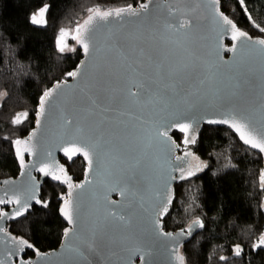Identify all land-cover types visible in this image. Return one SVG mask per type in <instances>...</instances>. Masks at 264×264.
<instances>
[{
  "label": "snow or ice",
  "instance_id": "snow-or-ice-1",
  "mask_svg": "<svg viewBox=\"0 0 264 264\" xmlns=\"http://www.w3.org/2000/svg\"><path fill=\"white\" fill-rule=\"evenodd\" d=\"M181 2L187 4L190 0H171V3L165 0L164 4L155 5L157 9H166L168 15L175 19V23L166 22L164 24V33L167 35H158L154 32L129 33L115 39L110 38V42L105 45L107 56L103 64L93 65L91 77L88 65L83 62L81 67L65 73L72 80H77L78 86L83 81L78 94L66 93L65 90L69 85L68 81L64 80L58 81L53 87L44 91L39 98L38 110L35 113L36 128L42 127V121L45 123L52 121L57 125L61 135L68 138L67 146L61 149L68 160L71 161L74 156L81 155L87 162L85 182L80 184H73L72 178L67 175L62 166L59 168L62 175L55 174L46 164L36 168L44 176H51L53 180L66 184L68 187L66 196H60L62 206L59 207L60 215L71 226L64 229L63 239L65 240L71 239L79 227L82 232L90 233L87 242L91 246L97 236L106 234L108 230L119 228L130 232L136 221L143 220L146 223L143 229V245L131 251L142 253L141 261L145 264H152L151 249L155 242L161 238L177 239L171 233L164 231L163 224V217L169 214V206L172 204L171 192L169 191L165 198L160 199H156L153 195L152 199L155 203L146 208L147 189L140 186L141 174L137 167L139 161L133 156L135 163H127L121 155L123 150L117 146L116 141L120 139L121 133L126 131L127 136L131 137L130 142L137 147L142 143L150 144L155 139L162 152L170 153L172 147H178V145L169 136V130L175 127L187 134L192 125L190 123H168L165 122L163 116L159 119H153V117L159 113L168 112L176 105L187 104L189 97L197 96V93L210 86L219 74L218 68L215 71L198 73L199 57L189 47L193 25L188 19L177 18L184 14L183 9L178 6ZM151 3L152 0H146L140 4L139 9L131 5L114 11L89 9L92 15L85 21L84 26L78 25L73 30L75 34L72 35V39L81 45L86 57L90 54L94 56L101 51L93 42L94 37L90 34L93 29L88 27L94 20H108L110 17L120 18L124 15L139 17L141 12L149 11ZM206 3L213 9V19L220 33H231V43L228 45L222 43L224 35L218 33L221 43L217 46V56L221 47L226 52L236 54L234 64H243L246 56L252 51L264 56V36L254 38L248 32L238 28L233 19L221 11V0H206ZM236 3L253 27L264 34V26L255 22L246 0H236ZM48 11L49 6L45 4L39 11L29 15V23L46 25ZM224 25L228 27L224 28ZM68 35L69 32L66 30H60L56 41L60 53H64L66 49L76 51L75 48H68L65 41ZM157 42L173 45L181 50L182 56L178 60L170 61L168 55L159 50ZM194 73H198V87L194 91H185L181 84ZM89 79L94 82L90 83ZM112 81L116 82V86L112 85ZM234 87H239V85L235 84ZM235 94L233 92V95ZM4 95L7 93H0V96ZM65 105L78 108V114H65ZM227 116L226 119L209 120L208 123L227 124L239 133L244 144L264 153V133L253 134L255 130L251 127L250 116L235 110L229 111ZM27 119L28 113L24 112L16 114L11 123L21 125ZM36 135V131H33L27 140L17 138L9 141L14 147L15 157L22 170L28 168L25 163V153L35 155L31 142ZM0 140H8V137L2 136ZM195 140V136L185 135L184 144L195 143ZM47 155L50 156L51 153ZM186 155H191V153H186ZM175 159L179 161L183 158L176 156ZM110 165H117L119 170V176L114 180L109 179L113 175ZM174 171H179L178 179L180 180L194 175L192 171L185 174V170L179 166L169 168L163 178L165 186L168 180L177 179L172 175ZM93 173L103 191L94 211H90L83 208L79 195L74 203L73 191L77 188L83 189L85 184H92L93 181L89 179V174ZM20 174L27 177L23 185L18 187L14 185L15 190L11 195L5 192L4 196H0V246L7 247L6 256L10 264H34L27 257L26 250H32L39 261H43L48 253L41 252L24 235L10 231L12 225L6 226V222L18 221L23 224L34 204L46 209L49 207V201L39 195V184L36 183L35 177H31L25 171H21ZM5 183L10 182L5 181ZM261 187H264V173L261 174ZM109 192H119L123 198L122 202L117 203L110 200ZM6 205H15V208L6 211L2 207ZM139 210H143L145 215H140ZM194 226L203 228L204 224L196 220L193 225L189 226L186 233L181 231L179 235L192 236ZM262 252H264V232L260 233L250 249L239 243L232 248V255L241 258L242 264H252L248 260L250 253L260 254ZM219 259L228 261L229 257L220 256ZM128 260L130 262L131 255ZM177 260L178 264H185L182 255L177 256ZM0 264H5V260L0 258Z\"/></svg>",
  "mask_w": 264,
  "mask_h": 264
},
{
  "label": "trees",
  "instance_id": "trees-1",
  "mask_svg": "<svg viewBox=\"0 0 264 264\" xmlns=\"http://www.w3.org/2000/svg\"><path fill=\"white\" fill-rule=\"evenodd\" d=\"M144 0H0V93H7L0 104V179L16 177L18 165L11 140L24 137L33 127L40 96L54 83L66 77L81 58L72 39L89 9L110 10L137 6ZM257 24L264 26V0H246ZM49 6L46 25H32L29 15ZM225 12L237 27L253 37L261 34L242 12L236 0H221ZM69 32L65 41L69 48L60 53L57 38L60 30ZM28 113L21 125H13L16 114ZM172 136L187 155L183 168L194 175L179 180L173 189L169 214L163 217L165 231L186 230L200 220L204 227L194 226L192 236L180 248L185 264H242L232 255L235 244L251 248L264 232V187H261L262 154L244 145L230 130L202 125L189 137L195 143L184 144V133L173 130ZM200 165H194L195 160ZM66 164L74 181L83 177L84 163L78 158ZM199 169V170H198ZM65 188L46 181L41 196L49 201L48 208L35 205L23 224L11 223V231L24 235L40 251L56 248L66 223L58 213L60 196ZM27 257L32 256L26 252ZM220 256L229 257L221 261ZM252 264H264V252L250 253Z\"/></svg>",
  "mask_w": 264,
  "mask_h": 264
},
{
  "label": "water",
  "instance_id": "water-1",
  "mask_svg": "<svg viewBox=\"0 0 264 264\" xmlns=\"http://www.w3.org/2000/svg\"><path fill=\"white\" fill-rule=\"evenodd\" d=\"M144 2H146V0H144L143 3ZM168 2L171 3V0H168ZM158 3L164 4L165 0H152V3L149 4V11L147 13L141 12L139 17L124 15L120 18L110 17L108 20H94L88 27L93 29L90 34L94 37L93 42L96 43V46L100 48L101 51L94 56L90 54L86 57L81 45L76 43V48L81 52V58L73 70L81 67L83 62L88 65V71L91 77L93 65L103 64L107 56L105 45L110 42V38L115 39L129 33L148 34L154 32L158 35H167L164 33V24L166 22L175 23V19L168 15L166 9H157L155 5ZM139 6L140 5L132 7L139 9ZM178 6L183 9L184 14L179 15L177 18L181 20L188 19L193 25L189 47L195 55L199 57L198 73L215 71L218 68L219 74L214 82L210 86L204 88L202 92L197 93V96L189 97L187 104L176 105L170 108L168 112L159 113L154 116L153 119H159L163 116L165 122L168 123H190L192 127L189 129V132L187 134L184 133V135L193 134L205 124L223 127L232 131L243 143L239 133L227 124L208 123L209 120L226 119L228 118L227 113L231 110H235L250 116L251 127L255 130L253 133L254 135L264 133V115H262V113H264V56H261L258 52L252 51L246 56L243 64H234V57L236 54L230 51L226 52L222 47L219 49V55L217 56V46L221 43L218 37L220 29L213 19V9L208 6L206 0H190L187 4L181 2ZM127 7L113 8L105 11H114ZM90 15H92V13L85 17L80 26L85 25V21ZM223 27L227 28L228 26L224 25ZM220 34L224 35V40L222 41L224 45L231 43L230 32ZM157 47L162 53L168 55L170 61L178 60L182 56L181 50L175 48L171 44L165 45L157 42ZM198 73H194L182 82L181 87H183L185 91H194L198 87ZM64 80H67L69 85L68 89L65 90L66 93L72 95L79 93V88L83 85V81H81L78 86L77 80H72L67 76L61 81ZM89 82L91 83L94 81L89 79ZM235 84H238L239 87H234ZM112 85L116 86V82L112 81ZM233 92L236 94L233 95ZM37 110L38 104L36 107V111ZM70 113L78 114V108H74L72 105H65V114ZM35 120L36 116L32 129L24 137L19 138L27 140L29 135L33 131H36L37 135L31 142L35 155H30L27 152L25 153V163L28 165V168L22 170L15 157L14 147L12 146V151L19 170L16 177L0 179V196H4L5 192L11 195L15 190L14 185L17 187L23 185L27 177L21 176V171H25L30 174L31 177L36 178V183L39 184L40 196L41 189L46 181L64 187L66 190L64 196H66L68 192L66 184L53 180L51 176L46 177L36 170V168L42 164L48 165L50 170L57 175H62L59 171V168L62 166L66 170L67 175L72 178L73 184L85 182L87 162L84 160L83 156L77 155L74 156L71 161L68 160L61 150L62 147L67 146L68 138L61 135L57 125L52 121H48L47 123L42 121V127L37 129ZM173 130L179 131V129L172 127L168 133L178 147H172L170 153L162 152L155 139H153L150 144L142 143L137 147L134 143L130 142L131 137L127 136L126 131L122 132L120 139L116 141L117 146L123 150L121 155L127 163H135L132 159L133 156L139 161L137 167L141 174L140 186L147 189L146 208L155 203L152 199L153 195L156 196V199L165 198L169 191L173 195L174 186L180 180L178 179L180 175L179 171L172 172V175L176 176L177 179L168 180L167 186H165L163 178L169 168H176L177 166L184 168L186 165L187 155L180 153L181 147L172 136ZM246 146L250 147L249 145ZM254 150L259 151L258 149ZM49 152L51 153L50 156L47 155ZM261 154L263 158L262 174L264 173V153ZM176 156H180L183 159L178 161L175 159ZM78 158L83 161L85 167L83 170V177L79 181H74L73 177L68 172L66 164L63 163L61 159L71 164ZM166 160L167 163H165ZM33 165H35V167H33ZM120 167H123V165H120ZM110 170L113 172V175L109 177V179L114 180L118 178L119 170L117 165H110ZM89 179H91L93 183L90 185L85 184L83 189H74L73 198L75 203L76 197L79 195L83 208L85 210L94 211L103 190L94 173L89 174ZM5 181H9L10 183H5ZM108 197L110 200H114L117 203H121L123 200L119 192H109ZM60 206H62V202H60L59 207ZM2 207H4L6 211H9L15 208V205H6ZM32 209H30L29 213ZM139 211L140 215H145L143 210ZM59 216L66 223V227H71L60 213ZM14 222L16 221H7L6 226ZM145 227L146 223L143 220H138L134 223L130 232L120 230L119 228L110 229L106 234L97 236L94 242L91 243V246H89L87 242L90 233L82 232L78 227L76 234H74L71 239L65 240L63 239V230L61 241L56 248L44 252L41 251L43 253H48L43 261H39L32 250H26V252L28 251L33 254L28 258H30L34 264H145L140 258L142 253L131 251V249L143 245V229ZM187 230L188 228L178 231L164 230L165 232L171 233L172 236L177 239L171 240L161 238L157 240L151 249L152 264H178L177 256L181 255L180 248L189 239L188 236H180L179 234L181 231L186 233ZM7 250V247L0 246V258L5 260V264H10L6 256ZM129 255H131L130 262L128 260Z\"/></svg>",
  "mask_w": 264,
  "mask_h": 264
},
{
  "label": "rangeland",
  "instance_id": "rangeland-1",
  "mask_svg": "<svg viewBox=\"0 0 264 264\" xmlns=\"http://www.w3.org/2000/svg\"><path fill=\"white\" fill-rule=\"evenodd\" d=\"M117 8H120V7H117ZM98 10H99V9H98ZM100 11H101V10H100ZM104 11H105V10H104ZM84 19H85V16L81 18V21L83 22ZM75 46H76V43H75ZM68 48H69V47H68ZM66 50H67V49H66ZM3 93H4V92H3ZM4 96H5V95H4ZM4 96H0V104H1L2 100L4 99ZM194 162H195L194 165H197V164L200 165L199 160L196 159ZM84 166H85V165H84Z\"/></svg>",
  "mask_w": 264,
  "mask_h": 264
},
{
  "label": "flooded vegetation",
  "instance_id": "flooded-vegetation-1",
  "mask_svg": "<svg viewBox=\"0 0 264 264\" xmlns=\"http://www.w3.org/2000/svg\"><path fill=\"white\" fill-rule=\"evenodd\" d=\"M32 254V253H31ZM33 255V254H32Z\"/></svg>",
  "mask_w": 264,
  "mask_h": 264
}]
</instances>
